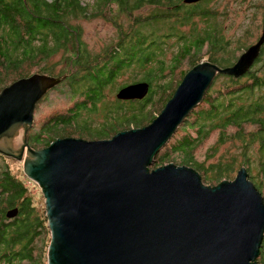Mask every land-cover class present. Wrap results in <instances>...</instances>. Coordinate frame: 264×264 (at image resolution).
<instances>
[{"label": "water", "instance_id": "95a60500", "mask_svg": "<svg viewBox=\"0 0 264 264\" xmlns=\"http://www.w3.org/2000/svg\"><path fill=\"white\" fill-rule=\"evenodd\" d=\"M263 44L264 29L233 65L201 61L149 124L109 139L59 137L39 149L29 143L36 107L66 75L35 72L1 89L0 154L24 161L41 187L48 264H261L264 196L245 166L215 185L189 165L151 166L215 78L247 73ZM148 92L142 81L117 97L142 100Z\"/></svg>", "mask_w": 264, "mask_h": 264}, {"label": "trees", "instance_id": "16d2710c", "mask_svg": "<svg viewBox=\"0 0 264 264\" xmlns=\"http://www.w3.org/2000/svg\"><path fill=\"white\" fill-rule=\"evenodd\" d=\"M90 3L91 0H0V91L14 80L35 72L66 75L59 84L64 85L63 89L60 86L56 89L59 94L55 100L49 99L52 91L45 97L53 105L49 106V121L37 131L34 128L30 131L29 143L35 148L46 147L56 138L70 136V131L85 139H105L122 130L142 127L146 120L151 122L157 114L152 115L145 110L152 103L150 96L155 87L163 88L159 96L163 108L188 71L182 69L183 61L191 60L192 67L199 64L207 45L209 61L221 67L236 62L223 55L217 56L226 50L217 28L212 30L210 27L204 35L194 33L186 37L184 30L173 25L177 10H184L179 19L182 23L181 19L188 20L190 15L199 13L195 10L201 5L199 2L194 8L191 4L187 6L184 0H93ZM145 5L156 7L145 23H141L138 16L135 21L130 20L129 27L125 21L122 22L125 18L131 19L135 11ZM90 16H101L118 30V40L108 44L102 54L93 53L84 38L82 21ZM167 21L171 23L166 24ZM169 28L177 30L169 32ZM174 34L181 36L183 43L175 51L164 48L165 42H170ZM170 51L172 57L168 58ZM129 67L142 71V77L135 83L148 82L149 94L142 100L128 101V105L118 101L107 108L105 89ZM168 69L172 73L179 69L175 87L173 79L158 83ZM226 76L232 85L217 96L208 91L204 102L209 107L200 106L191 114L196 115L190 126L197 128V136L186 133L170 147L181 156L180 163L197 169L204 176V182L212 185L233 172L236 167L234 160L209 164L200 162L194 156L196 147L215 129L224 133L235 127L234 133L239 131L238 135H241L247 124L257 126L254 137L253 133L251 136L252 143L257 144L260 152L261 171L258 174L261 177L256 178L254 172L252 175L247 162L239 165L249 170L250 179H256L254 183L264 195V94L254 98L255 89L264 87V77L251 73V69L239 78ZM66 87L69 91L63 93ZM63 100L69 101L67 107H64ZM101 103H104L103 107H99ZM88 104L93 114L104 115L105 122L95 127L91 125V119L82 117ZM127 111L131 112L128 116ZM188 121L186 118L185 127ZM166 147L167 144L156 154V160L171 156H166ZM14 208H18V215L8 217L7 213ZM46 223L47 218L40 214L26 180L17 177L9 166L8 158L0 154V264H46L49 240L42 237L45 232L50 233ZM38 239H42L41 245L34 246ZM35 247L42 248L37 252ZM258 261L264 264V241Z\"/></svg>", "mask_w": 264, "mask_h": 264}, {"label": "rangeland", "instance_id": "374dc122", "mask_svg": "<svg viewBox=\"0 0 264 264\" xmlns=\"http://www.w3.org/2000/svg\"><path fill=\"white\" fill-rule=\"evenodd\" d=\"M92 3L93 0H91L90 4ZM184 3L187 6H189L188 4H191L192 8H194L195 5L198 4V3L192 4L186 2ZM199 3L201 5H199L195 9L196 11L199 10V13L196 14V16H194V14L190 15V18L188 20L181 19L182 23H180L179 19L181 15L184 13V10H177L178 12L175 13L177 17L175 19V22H173V25L175 26V28H178L179 30L180 29L184 30L185 31L184 35L186 37L192 36L194 33L204 35L205 32L210 27L212 28V30L217 28L219 32L222 34L223 41L225 42L226 45L225 53L223 54V51L217 53L218 57L223 55L226 59L235 62L237 58L251 44H253L262 34V31L264 29L263 27L264 0H201L199 1ZM153 10H156L155 6L153 7L151 5H145L141 9L136 10L134 16L131 19L126 20L125 18V20H123L122 22L125 21V24L128 25L129 27L131 23L130 20L135 21L136 16H138L139 21L141 23L142 22L145 23L147 17H149V13ZM205 10L208 12L203 13V11L205 12ZM167 22L166 24L171 23V21H167ZM185 22H187L186 25H184ZM82 27H83L84 38L88 43V48L92 50L93 53L102 54L108 44L116 43V41L118 40L117 28L112 24V22L106 21L101 16H94V17L90 16L88 17V19H84L82 21ZM169 30H171L169 32L175 33L177 29L169 28ZM182 43H183V38L181 36L177 37V35L174 34L170 42L168 43L165 42L164 48L168 47L169 50L175 51ZM202 56H203L202 61H207L210 59L208 45L202 51ZM171 57H172V52L170 51V53H168V58ZM58 58H60V56ZM191 68H192L191 60L189 59L184 60L182 63V69L190 70ZM250 69H251V73H255L258 76L264 77V49L258 61ZM124 71L125 72L118 77V80L116 82L110 83L105 89L106 99L104 100L108 101L107 108L113 107L118 101L128 105V101L136 100V99H120L117 97V93L119 92L120 88H122L124 85L133 84L137 80H139L142 77L143 73L142 71L137 70L135 67H129ZM178 72L179 69L178 70L176 69L174 73H172V71L168 69L165 73H163V79L158 83L159 84L161 82L165 83L170 79H173L174 82L173 87H175L179 79ZM235 78H239V77H235ZM229 85H232V82H230V78L226 76V74H220L215 78L214 82L209 88L208 90L209 94H211L212 96H217V94L220 91L227 90ZM59 86L62 87V89L64 87V85L62 84ZM57 88L52 90V92L50 93L49 99H51V101L55 100L56 95L59 94L58 92L59 90H56ZM162 89L163 88L155 87L153 94L150 96L152 103H149L147 107L146 105L144 106V109L146 107L145 111H149L152 115L154 114L158 115L161 112L162 101L160 100L159 96L162 93L161 92ZM67 90L69 91V88L66 87V89L63 90V93L68 92ZM255 91L256 93L254 95V98H258L260 95L264 94V87H260V89H255ZM204 99L196 108H199L200 106H201L200 108L209 107L208 103L204 102ZM62 103H65L64 107H67L69 105L68 100H63ZM50 105H51L50 102L47 101L46 98L42 101V103L38 107H36L37 109L35 110V121L32 127L34 128V131H37V129L40 126L46 124L49 121L48 117L50 116L49 115L50 113L48 112V110ZM89 105L90 104H88L85 110L83 111L82 117L86 119H91V123H92L91 125L95 127L99 126L101 122H105V120H103L104 115H101L99 113L93 114V112H91L90 110ZM103 105L104 103H101L99 107H103ZM51 107H53V105H51ZM136 108H138V106ZM196 108H194L193 111ZM126 109L130 111V108L128 107ZM129 111L126 112L127 116L131 113ZM192 112L186 117L189 120L187 127L183 125L185 123L184 120L182 125L178 128V130L169 140L171 142L167 143V147L165 148L167 150L166 156L167 157H169V155L171 156L169 158H165L164 160L160 158L157 159L155 163L151 166L152 168H155V166L157 167L171 162H174L178 165H186L180 163L181 156L176 155V151L172 150L170 146L172 143L175 142L176 139H180L186 133L192 135L193 137L197 136V128L190 126V124L196 118V115H191ZM148 123H150V121L146 120L144 124L147 125ZM257 128L258 127L254 126L253 124H247L245 126L246 131H244V133H241V135H238V133H240L239 131L234 133V131L236 130L235 127H230L224 133L221 132L220 129H215L214 131H211L208 134V136L203 141H201V143L196 147V149L194 150V156L198 161L206 162L207 164L216 161L218 162V161L234 160V163L236 165L235 169L229 176L227 177L225 176V178L223 179L233 180L236 177L238 170L240 169L239 164H241L244 161L247 162V165L250 166L252 175L254 172L255 177L260 178L261 175L258 174V172L261 171L260 161H259L260 152L259 149L257 148V144L252 143L253 141L251 136V134L253 133V137H254V132L257 130ZM74 129L75 128L72 127V130ZM70 132L72 134L70 136L77 137L78 135L77 133L72 131ZM109 138H105V139H109ZM213 153H215L214 157H213ZM248 161H250V163H248ZM8 162L13 173L17 177L26 180L29 191L31 195L34 197L35 204L38 206L40 214H45L46 207H45V198L43 196V192L41 190V187L38 185V183L28 178V176L25 174L24 161L8 158ZM223 179L221 180L219 179V180L222 181ZM219 180L213 183L212 185L219 183L220 182ZM207 184L211 185V183H207ZM45 218H46V214H45ZM46 224L48 226V222ZM42 237H45V239L49 240L50 242V233L46 234L45 232L44 235H42ZM40 240L42 239H38L37 241H35L34 246H40L41 245ZM35 248L37 249V247ZM40 248L37 249V252L40 250ZM46 252L48 253V246ZM47 253H45L46 260H47ZM46 264H48V261L46 262Z\"/></svg>", "mask_w": 264, "mask_h": 264}, {"label": "flooded vegetation", "instance_id": "af4514ba", "mask_svg": "<svg viewBox=\"0 0 264 264\" xmlns=\"http://www.w3.org/2000/svg\"><path fill=\"white\" fill-rule=\"evenodd\" d=\"M192 4H194V3H192ZM195 4H197V2H196ZM263 27H264V26H263ZM262 32H263V31H262ZM261 35H262V34H261ZM261 35H260V36H261ZM260 36H259V38H260ZM259 38H258L254 43H256V42L259 40ZM254 43H253V44H254ZM263 49H264V44L262 45L261 54H262V52H263ZM261 54H260V56H261ZM260 56H259L258 58H260ZM258 58L256 59L255 63L258 61ZM255 63H254V64H255ZM254 64H253V65H254Z\"/></svg>", "mask_w": 264, "mask_h": 264}, {"label": "bare ground", "instance_id": "6f19581e", "mask_svg": "<svg viewBox=\"0 0 264 264\" xmlns=\"http://www.w3.org/2000/svg\"><path fill=\"white\" fill-rule=\"evenodd\" d=\"M149 89H150V84H149Z\"/></svg>", "mask_w": 264, "mask_h": 264}]
</instances>
